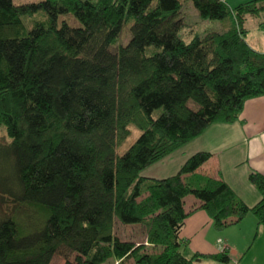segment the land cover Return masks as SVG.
I'll list each match as a JSON object with an SVG mask.
<instances>
[{
  "label": "trees",
  "instance_id": "obj_1",
  "mask_svg": "<svg viewBox=\"0 0 264 264\" xmlns=\"http://www.w3.org/2000/svg\"><path fill=\"white\" fill-rule=\"evenodd\" d=\"M184 1L0 0V127L9 138L0 141V202L11 204L0 215V264H49L60 247L62 264L228 262L225 253H182L179 232L198 208L217 229L252 213L264 230L258 171L248 175L259 194L252 206L221 178L196 172L207 151L167 177L142 174L264 93V52L245 38L249 17L264 29V0L233 8L191 0L201 20L229 22L205 31L185 22ZM40 11L44 18L26 27L23 17ZM61 15L79 24L59 22ZM125 28L130 37L121 45ZM130 125L141 132L119 155ZM187 195L199 204L186 211ZM21 206L35 211L31 225ZM117 223L143 226L156 250L121 240Z\"/></svg>",
  "mask_w": 264,
  "mask_h": 264
},
{
  "label": "crops",
  "instance_id": "obj_2",
  "mask_svg": "<svg viewBox=\"0 0 264 264\" xmlns=\"http://www.w3.org/2000/svg\"><path fill=\"white\" fill-rule=\"evenodd\" d=\"M223 1L233 8L234 5L250 0ZM196 19L193 26L197 30L212 28L207 24L211 22L201 20L198 12ZM250 20L253 23L252 28L261 30L263 36L256 34L260 37L256 40L255 33L247 32L245 38L255 50L264 52V29L260 27L258 19L253 17L247 19L246 26ZM228 23L215 30L225 29ZM198 26H202V29ZM177 151H181L183 162L197 151L209 152V159L200 165L196 172L221 178L244 203L254 205L259 199V194L249 182L248 175L252 170L264 175V93L246 99L235 120L211 123L200 135L173 153ZM183 200L186 211L199 204L192 195H187ZM179 236L185 241L181 251L187 258H194L195 254L225 253L229 256L228 262L196 256L195 264H264V230L258 226L252 213L246 214L236 224L217 229L206 211L198 208L185 218Z\"/></svg>",
  "mask_w": 264,
  "mask_h": 264
},
{
  "label": "rangeland",
  "instance_id": "obj_3",
  "mask_svg": "<svg viewBox=\"0 0 264 264\" xmlns=\"http://www.w3.org/2000/svg\"><path fill=\"white\" fill-rule=\"evenodd\" d=\"M13 1L17 4H20V3H25V2L37 1V0H13ZM196 12H197V10L193 6L191 0H185L183 2L181 14L184 17L185 22L187 24H189L190 26H193V24H196L195 23V21L197 20L196 19ZM43 18H44V14H43V12L40 11V12H37L36 14H34L33 16L23 17V22L25 23L26 27L30 28L35 21L41 20ZM64 19L68 20V22L70 24H73V25L79 24L78 21L75 20L72 16L61 15V17L58 19V21L61 22V20H64ZM208 22H211V23H207V24H210L209 26L214 28V29H216L219 26L220 27L222 26V22L220 20H210ZM219 22H221V23L219 24ZM252 26H253V23L250 20L246 26L248 29V32L250 34L255 33V35L260 34V36H263V32L261 30H256V28H254V27L252 28ZM198 27H200V29H202V26H198ZM129 37H130V32H128L127 29L125 28V31L122 34H120V38H119V41L117 43L121 44V45H125L129 39ZM255 39L256 40L260 39V37L256 35ZM249 41L252 42L251 40H249ZM254 43H255V41H254ZM188 105L192 108L196 107V105L192 101H189ZM159 111H160L159 109H155L153 111V114H152L153 117H156L159 114ZM129 129H130V134L128 135V137L116 148V153L119 155L123 154L128 149V147L135 141V139L138 137V135L141 132L134 125H130ZM7 140L9 141V138L6 137L5 130L2 127H0V141H7ZM182 162H183V157L181 156V151H177V152L173 153L172 156L165 157V158L149 165L148 167H146L142 171V174L145 176L158 177V178L167 177L169 175L174 174L177 171V169L180 167ZM3 163H4V160H0V169H1V166ZM2 170H3V168H2ZM10 205L8 204V200H3L2 202H0V215L4 214V213H9ZM19 210H21L23 212V214L19 215L22 218L21 220H23V223L26 222L24 220L29 219L30 221L27 223H30V225H31L33 220L36 218L35 211L33 212V210H31L30 208H28L26 206L19 207L18 211ZM18 211H16V214ZM33 216H35V217H33ZM115 231H116V235L121 240H131V241H134L136 244H139V243L142 244L143 243L145 250H149V251L150 250H152V251L156 250V249H153L152 246H149L148 243L145 242L146 230L141 225H124V224L117 223L115 226ZM66 252H67V250L64 247H60L58 252L56 254H54L53 257L51 258V261L49 264H62L65 260L64 254ZM74 255H75V253L69 254V256L67 258L69 260H72ZM118 262H119V260L109 259L103 264H118ZM124 264H134V262L130 258L128 260H125Z\"/></svg>",
  "mask_w": 264,
  "mask_h": 264
}]
</instances>
